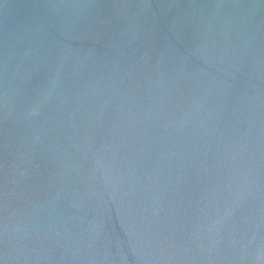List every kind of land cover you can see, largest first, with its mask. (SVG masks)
Returning a JSON list of instances; mask_svg holds the SVG:
<instances>
[{"label": "water", "instance_id": "95a60500", "mask_svg": "<svg viewBox=\"0 0 264 264\" xmlns=\"http://www.w3.org/2000/svg\"><path fill=\"white\" fill-rule=\"evenodd\" d=\"M0 264H264V0H0Z\"/></svg>", "mask_w": 264, "mask_h": 264}]
</instances>
